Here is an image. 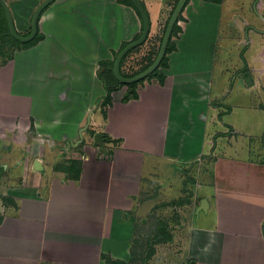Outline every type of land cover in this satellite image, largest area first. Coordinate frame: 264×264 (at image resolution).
<instances>
[{
	"label": "crops",
	"instance_id": "1",
	"mask_svg": "<svg viewBox=\"0 0 264 264\" xmlns=\"http://www.w3.org/2000/svg\"><path fill=\"white\" fill-rule=\"evenodd\" d=\"M5 1L12 15L20 1L34 10L40 4ZM176 1L140 0L148 39L159 34ZM228 2L190 0L163 83L145 81L127 102L112 92L105 113L102 74L122 44L141 34V19L120 0H55L42 12L41 39L0 65V166L13 168L11 135L26 143L30 132L40 141L34 159L20 154L15 161L22 175L1 176L22 179L30 190L18 196L7 185L3 201L12 207L0 224V247L23 245V264H57L52 246L61 245L69 264H94L91 249L101 243L111 260L124 262L145 214L167 213L181 199L187 210L177 227L180 264H264V0ZM239 9L252 17L229 19ZM213 18L212 32L204 33ZM239 47L244 62H227ZM87 124L73 180L54 147L79 145ZM90 131L118 142L101 148L88 142ZM175 163L181 168L173 180ZM176 261L172 253L165 264Z\"/></svg>",
	"mask_w": 264,
	"mask_h": 264
},
{
	"label": "rangeland",
	"instance_id": "2",
	"mask_svg": "<svg viewBox=\"0 0 264 264\" xmlns=\"http://www.w3.org/2000/svg\"><path fill=\"white\" fill-rule=\"evenodd\" d=\"M41 1L42 0H40V2ZM231 1H233V0H230V2H228V6H230ZM236 1H239V0H236ZM27 5H26V3L20 1V3H17L16 6L13 8L12 17L14 16L13 18L16 20V22L14 21L15 22L14 24L16 26L15 28H17L16 31L20 35H28L30 33V19H31L32 13L29 16L26 13H28L29 10L33 9L34 5H29V4H27ZM237 6H238V4L236 2V8H237ZM224 9H225V7H224ZM247 10H245V11L244 10L240 11V9H239V11L236 10L234 12V14H231L228 17H229V19H231V17L233 15H236L235 17H237V18L234 17V21L235 20L241 21L242 18L248 19L249 17H252V16L248 15ZM229 12H231V11H229ZM0 18H2L1 14H0ZM234 21L232 23H234ZM254 21H257V20L254 19ZM206 22L207 23H205V28L203 29V32L204 33H206V32L210 33V32H212L211 31V25H213V22L215 23L214 18L213 19H207ZM1 24L4 25V21H2ZM236 29H237V27H236ZM0 32H1V30H0ZM180 33H181V30L174 37H172L173 43H175V40L178 38V35ZM211 37H212V35H211ZM1 44L3 46H1ZM24 44H26V43L18 42V43L10 44L8 42H3V41L0 42V50H1V52H0V65L4 64L6 61H10L12 59H15L13 57L20 50L33 46V45H29V46L24 47L25 46ZM174 46H175V44H174ZM54 48H55V46H54ZM203 48L210 49L209 46H205ZM255 49H257V47L252 49V53H253V51H255ZM174 50H175V48H174ZM174 50H172V51H174ZM201 51H203V50L201 49ZM244 52H245V48H242V47H239L237 50L232 49L231 53L227 54V56H226L227 62L237 63V64H239L240 61L244 62ZM144 53H145V50L138 51V52H136V54L134 53L128 58V60L126 61V65H125L126 66V71H125L126 73H128L129 70H131V68H133L134 66L135 67L133 70L138 68L139 65H138L137 61H138V59L141 60L143 58L142 55ZM248 57H250V55H248ZM166 58L168 60V56H166ZM211 63L212 62H210V64ZM16 65H18V63H16ZM162 69H166V68H162ZM162 69L159 70L160 75L158 74V76L153 77L154 79H158V77L162 75L161 74ZM163 75L161 77L165 76V75L164 76ZM16 76H17V74L15 75V77ZM142 81L143 82L139 83L136 86V89H139L140 86H144L145 85L144 83H146L145 81H150V80H146V78H145ZM214 88H215V86L213 84L212 94L214 93L213 92L215 90ZM190 89H192V87H190ZM117 91L119 92L118 96H120L121 99H124V97L130 98V96L128 94V90L126 89V87H123V86L118 87V89L115 90L114 92H117ZM130 99H132V98H130ZM111 100H112V97H111ZM76 103H77L78 107H80L84 103V98L83 99L78 98ZM87 104H89V103L87 102L86 105ZM192 112H193V110L190 113H192ZM207 119L208 118H206V122L208 124L209 119L208 120ZM187 121H188V119L184 122H187ZM215 124L217 127H219V124L217 122ZM185 125L186 124H183V126H185ZM209 127H210V125L206 126V130H208ZM16 136H17V134H15V137ZM32 137H34V135H31V133L29 132V134L27 135L28 139H27L26 143L22 142V139H20V142H14L13 135H11L9 137L10 139L11 138H13V139L12 140L9 139V143H8L9 145L8 146L9 147L11 146L12 148H14V150H12L13 151L12 153L15 156H14V159L12 162V167H13L12 169L7 170V166H8L7 163H4V164H2V166H0V224L3 222L2 221L3 216L6 215V212H8V209L12 207L9 205H5L6 202H5V200L3 201L4 197L2 195L7 193V191H8V190H6V188H8L7 185L9 186L8 189L16 188L18 190L17 191L18 196H21V194L19 193L20 189H22V190H20V192H25L26 190L27 191L30 190L29 184L27 182H25V184L27 183L26 185L22 184V179L19 180V179H15V178L14 179L5 178V180L2 181L1 176L3 173H5L7 175L10 172H13L14 176L22 175V171H21L22 166H18V165L14 164L15 161L18 159L19 155L20 154L22 155V159L24 156H28V161L30 162L32 159L35 158V157H33V153L35 154L36 152L38 153V151L40 152V149L38 148L40 146V141L37 140L36 138L32 139ZM17 140H19V139H17ZM87 140H88V142H91V143L93 142L92 137L90 139H89V137H87ZM85 144H86V142H85ZM85 144L82 142L79 145L70 147L68 149L66 148V146L61 144L59 147H54V149L56 150L55 152L57 154H59V155L62 154L65 157L62 160V163L65 164V163L71 162V161L77 162L76 157H78V155H80V151H81V149L83 150V146ZM103 145H104V140H103ZM262 146H263L262 148H264V140H263ZM25 150L28 153H26ZM0 154H1V149H0ZM98 156H100L99 152H98ZM47 158L50 161L52 160L51 155H49ZM176 168L180 169L181 166L178 165V163L177 164L175 163V165L173 167H170V172L172 174L171 179H173V180L177 179L175 176L177 175L178 169L175 170ZM189 171H190V169H189ZM4 187H5V189H4ZM21 187H23V188H21ZM184 202H185V200H184ZM176 205H178V207L172 206L175 208L172 210L170 209L169 212H167V213H156L155 211H152L153 209L151 208L150 211L145 214L146 215L145 219H142V221H140L141 224H140V226H138V229H136L137 231L135 233V237H140V240L137 244L135 243V245L131 247L130 255H128L127 259L123 262V264H165L168 255L170 256L172 253H174V254L177 253L176 264H180V254L179 253H180V248H181V241H180V230L177 227L180 226V221L182 220V216H183L182 213L185 212L187 209H186V207L185 208L179 207L180 201H178V203H176ZM181 209H183L182 213H180ZM183 214H186V213H183ZM168 222H170V223H168ZM142 235L145 236L143 239H141ZM171 237H173L174 239H172ZM175 238H176V240H175ZM10 245H11V242L9 244L5 245L4 247H2V246L0 247V264H12V263L13 264H23L22 261L23 260L25 261L26 258H28V255L24 256V254H21L22 252L20 250L24 248L23 245H21V247L18 246L19 251L17 250L16 247H12L9 250ZM97 245L93 246V248L91 249L92 250V261L94 262V264H116L117 263V261L111 260L110 254L105 253V251H102V247L104 248V246H101L102 245L101 243L100 244L97 243ZM48 247L50 248V246H48ZM52 248L55 249L56 253L60 255V256H58L56 254L58 257L54 258L52 261H54L57 264H69V262H66V257H68V256H66L65 253L63 251H61L62 250L61 245H55V246H52ZM81 252H83V251L81 250ZM97 254H98V258H96ZM86 257H90V255L87 254ZM95 258H96V260H95ZM59 259H61V260H59ZM71 260H73V258ZM99 260H100V262H99ZM77 263H79V261L75 262L73 260V261H71L70 264H77ZM185 264H187V263H185Z\"/></svg>",
	"mask_w": 264,
	"mask_h": 264
},
{
	"label": "trees",
	"instance_id": "3",
	"mask_svg": "<svg viewBox=\"0 0 264 264\" xmlns=\"http://www.w3.org/2000/svg\"><path fill=\"white\" fill-rule=\"evenodd\" d=\"M190 0L187 1V4ZM203 1H206V2H211V3H221L222 0H203ZM121 3L123 4H126L128 6H130L137 14V16L140 18L138 12L135 10V8L133 7V5L131 4V2L129 0H120ZM178 1L175 2L174 6H173V9L175 8L176 4H177ZM186 4V5H187ZM143 5V4H142ZM144 7V5H143ZM173 9L171 10L170 12V15H169V18L172 14V11ZM0 14L2 15V18H0V42H8L10 44H14V43H18L17 40L13 39L9 32H8V29H7V25H6V20H5V16H4V13L0 7ZM169 18L167 19V21L165 22V24L163 25L162 29L160 30L159 34L156 35L155 37H151L150 39L147 38L146 42L141 45L140 47H137L135 48L134 50H131L129 53H127L125 55V57L122 59L121 61V64H120V73L123 77H126V78H131V77H134L136 76L137 74L143 72L144 70H146L152 63L153 61L155 60L157 54H158V51H159V48H160V45H161V41H162V38H163V34H164V31H165V28H166V25L168 23V20ZM2 19V20H1ZM182 20V17L181 15H179V18H178V21ZM4 21V25L1 24V22ZM181 29L179 28V26L176 24L174 27H173V30H172V34H171V39L169 41V44L166 48V54H165V57L163 58V60L161 61V64L159 66L158 69H156L152 74H150L146 80H151V79H154L153 77H156L158 76V74L160 75V69L162 68H167V54L171 53L172 50H174L175 46H174V43L172 42V37H174ZM141 34H139L135 39L137 40L139 37H140ZM22 36H27V35H22ZM39 39H41V36L37 33V35L35 36V38L29 42V43H26L24 44L26 46H29V45H34L35 42H37ZM126 45H128V43L126 44H122L120 50H122ZM1 46H3L1 44ZM144 47V48H143ZM142 50H145V53L142 55V59H138V68L133 70V68H131V70H129L128 73H126V61L128 60V58L132 55V54H136V52L138 51H142ZM1 52V50H0ZM118 53H115L114 56L116 57ZM115 59V58H114ZM114 62V61H113ZM113 62L111 63H108V67L106 68L105 70V73L102 74V79H103V83H104V88L106 89V96L103 98V101L101 103V109H102V112L105 113V111H103V108L110 105L111 103V94L112 92H114L115 90L118 89V87H126V89L128 90V94L130 96V98L132 99H136L137 98V94H136V86L143 82L142 80L137 82V83H132L130 85H123L121 83H119L113 76V73H112V66H113ZM244 70H247L246 68H244ZM162 76V75H161ZM159 76L158 77V82L160 84L163 83L164 81V77H161ZM130 98H126L124 97V101L127 102ZM90 134L91 136L94 135V132L93 131H90ZM102 138L104 140V143L105 141H110L114 144H116L118 141L117 140H112L108 137V135L106 134H102ZM264 140V135L262 136V141ZM109 153H111L109 151ZM64 172H67L69 173L73 180H78L79 178V174L81 172V165L79 162H76V161H71V162H68L67 166L66 167H63L62 169ZM186 180H189L188 177L186 178ZM180 201V204H181V200ZM178 203L177 202H173L171 204H176ZM138 242H136L137 244ZM142 245V244H141ZM152 254V253H151ZM116 264H123V262H117Z\"/></svg>",
	"mask_w": 264,
	"mask_h": 264
},
{
	"label": "water",
	"instance_id": "4",
	"mask_svg": "<svg viewBox=\"0 0 264 264\" xmlns=\"http://www.w3.org/2000/svg\"><path fill=\"white\" fill-rule=\"evenodd\" d=\"M54 1L55 0H42L40 2V4L33 11L31 19H30V33L27 36H22L15 29L12 14H11V11H10V8H9L7 2L5 0H0V7L4 13L7 29H8L10 36L20 43L31 42L37 34V26H38L39 17L41 16L42 12H44V10L50 4H52ZM129 1L131 2V4L133 5V7L135 8V10L138 12V14L140 16V19L142 21V31H141L140 37L137 40L132 41L131 43L126 45L122 50H120V52L117 54V56L114 59V63H113V67H112L113 76L119 83H121L123 85H130L132 83H137L141 80H144L150 74H152L156 69L159 68L161 61L165 57L166 48H167L169 41L171 39L173 27L176 24H178L179 15H181L182 12L184 11L188 0H178L177 4H176L175 8L173 9L172 14L168 20V23L166 25L158 54H157L155 60L153 61V63L146 70L137 74L136 76L131 77V78H126V77H123L120 73V64H121L122 59L131 50H134L135 48L143 45L146 42L148 35H149V32H150V22H149L148 14H147L145 8L143 7L142 3L140 2V0H129ZM89 122L90 121H89V117H88V124H89ZM88 124L79 133L78 144L82 143V141H83L82 132H84L86 130V128L88 127ZM93 144L98 145L101 148L104 147L103 146V138H102V135L100 133L94 134ZM37 166H38V161H36L34 163V169L35 170H37ZM204 203L205 202H203V204ZM201 209H205V208L202 207Z\"/></svg>",
	"mask_w": 264,
	"mask_h": 264
}]
</instances>
